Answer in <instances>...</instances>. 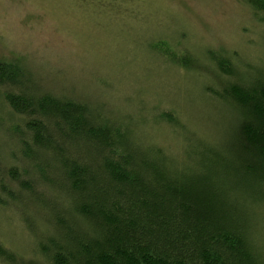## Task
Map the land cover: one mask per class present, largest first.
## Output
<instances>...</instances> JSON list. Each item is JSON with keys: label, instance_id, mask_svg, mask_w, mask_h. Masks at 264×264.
<instances>
[{"label": "trees", "instance_id": "obj_1", "mask_svg": "<svg viewBox=\"0 0 264 264\" xmlns=\"http://www.w3.org/2000/svg\"><path fill=\"white\" fill-rule=\"evenodd\" d=\"M251 44L249 62L221 47L207 64L177 57L204 80L195 120L172 106L121 119L8 64L0 207L33 245L29 257L0 245V262L264 264V31Z\"/></svg>", "mask_w": 264, "mask_h": 264}, {"label": "rangeland", "instance_id": "obj_2", "mask_svg": "<svg viewBox=\"0 0 264 264\" xmlns=\"http://www.w3.org/2000/svg\"><path fill=\"white\" fill-rule=\"evenodd\" d=\"M246 1L0 0V78L11 64L39 90L102 103L121 119L172 106L195 120L204 80L176 59L186 51L207 64L206 52L220 47L245 62L260 57L250 43L264 31V13ZM14 88L0 84L1 115L3 92ZM4 123L2 161L9 156ZM32 240L19 216L0 207V245L29 257Z\"/></svg>", "mask_w": 264, "mask_h": 264}]
</instances>
